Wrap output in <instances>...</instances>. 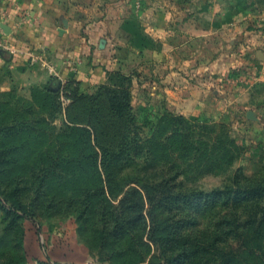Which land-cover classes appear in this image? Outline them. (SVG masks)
<instances>
[{"label":"rangeland","instance_id":"374dc122","mask_svg":"<svg viewBox=\"0 0 264 264\" xmlns=\"http://www.w3.org/2000/svg\"><path fill=\"white\" fill-rule=\"evenodd\" d=\"M127 1L73 104L0 70V264H264V0Z\"/></svg>","mask_w":264,"mask_h":264},{"label":"crops","instance_id":"0c3cea01","mask_svg":"<svg viewBox=\"0 0 264 264\" xmlns=\"http://www.w3.org/2000/svg\"><path fill=\"white\" fill-rule=\"evenodd\" d=\"M130 10L127 0H0V70L26 89L42 80L69 101V82H104L128 59Z\"/></svg>","mask_w":264,"mask_h":264},{"label":"trees","instance_id":"16d2710c","mask_svg":"<svg viewBox=\"0 0 264 264\" xmlns=\"http://www.w3.org/2000/svg\"><path fill=\"white\" fill-rule=\"evenodd\" d=\"M120 81L117 84V80ZM131 81L130 76L122 74L120 72L112 73L111 82L113 85H105L103 86L104 89L107 91L108 99H109V108L110 112L113 115H123L127 112V109L131 107L129 94L130 91L125 87L126 81ZM81 82L73 81L67 84V88L64 90V94L66 98L70 100V104H73L77 99V86H79ZM56 91V97L61 103V93L57 90V87L50 88L48 86H44V91L46 93H51V90Z\"/></svg>","mask_w":264,"mask_h":264},{"label":"water","instance_id":"95a60500","mask_svg":"<svg viewBox=\"0 0 264 264\" xmlns=\"http://www.w3.org/2000/svg\"><path fill=\"white\" fill-rule=\"evenodd\" d=\"M5 29L7 30V27ZM247 116H248V118H251V119H257V117L255 116V114L252 111H249L247 113Z\"/></svg>","mask_w":264,"mask_h":264}]
</instances>
